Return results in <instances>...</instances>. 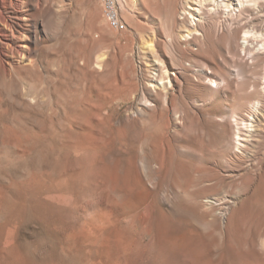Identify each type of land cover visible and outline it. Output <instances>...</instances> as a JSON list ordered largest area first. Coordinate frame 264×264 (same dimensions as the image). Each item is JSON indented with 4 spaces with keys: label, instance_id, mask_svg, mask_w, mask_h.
Returning <instances> with one entry per match:
<instances>
[{
    "label": "rangeland",
    "instance_id": "rangeland-1",
    "mask_svg": "<svg viewBox=\"0 0 264 264\" xmlns=\"http://www.w3.org/2000/svg\"><path fill=\"white\" fill-rule=\"evenodd\" d=\"M147 1L121 0L120 31L103 17L100 0L20 6L22 35L12 30L22 37L23 55L7 73L0 65V264H203L194 254L198 247L215 263L264 262V247L251 244L250 236L243 247V240L232 241L228 222L264 172V140L245 150L251 156L234 154L227 140L210 147L214 137L203 123L238 117L256 97L264 119V0L251 11L258 43L249 51L220 29L222 35L200 46L204 57L194 59L172 31L162 0ZM148 53L163 60L171 87L147 95L155 106L144 109ZM103 119L110 127L99 133ZM155 119L169 124L158 158L149 144ZM89 122L95 130L79 149L76 132ZM192 138L200 143L196 151ZM95 148L110 162L122 156L114 164L120 172L104 173ZM215 151L221 182L188 185V165L213 161ZM116 184L123 202L104 199ZM10 193L24 196L27 215L2 210ZM209 197L232 203L225 213L219 204L201 210L197 200Z\"/></svg>",
    "mask_w": 264,
    "mask_h": 264
},
{
    "label": "bare ground",
    "instance_id": "bare-ground-1",
    "mask_svg": "<svg viewBox=\"0 0 264 264\" xmlns=\"http://www.w3.org/2000/svg\"><path fill=\"white\" fill-rule=\"evenodd\" d=\"M145 1L147 0H144V2ZM262 1L263 0H162V3L160 4L161 6L164 7L166 12L169 14L170 23L172 26L171 29L173 32L176 31L175 33L177 34L180 43L182 42L184 45H186V47H189V49L187 50H185L186 48H184V51L186 52L188 56L191 55L190 57L193 58L192 55H195V57L199 55L200 56L203 55L204 51L201 49L200 46L206 43L209 39H215L216 37H218V35L223 33L221 32L219 34V31H221L222 29H225V31L228 30L230 36L232 37V40L235 41L236 43L238 42L241 52L249 51L252 46V41L258 39L253 29L251 11L254 8L253 6L257 5L256 3H260ZM100 2H102V0H100ZM120 2L121 0H118L119 19H120V7H121ZM13 3H15L16 5L14 6V9L12 6ZM25 3H26V0H15V1L14 0H0V26H1L0 31L2 32L0 33V65L3 68L5 73H7L12 68V66H14L13 65L14 57L16 55H23V48H25V44H22L23 43L21 40L22 37L20 38V35H22V32L18 30H22L24 28L23 20H25L26 16L22 12L20 6L23 4L25 6ZM11 6L13 10L12 12L10 11ZM104 7H105V3H104ZM106 19L112 25L115 26L114 22H112L109 18H106ZM119 24H120V28L121 26L123 28L121 19L119 21ZM14 28L17 29V33L20 35L17 34L18 36H15L14 31L12 30ZM120 28L118 29L116 28V31H120ZM23 36L25 37V35ZM219 38H217L216 40H218ZM255 43H258V40ZM263 45L264 44L262 43L261 46L263 47ZM194 47L195 48L197 47V48L195 50H192L194 49ZM185 52H181V53L183 54ZM160 59L161 58L159 57L157 58L154 53L149 54V59H148L150 62L149 69H148L149 78L147 77V79L145 80L144 91L141 90L142 91L141 93L142 103L141 104H142V108L144 109L155 106V104L152 103L151 100H149V97H147V95L151 97L153 96L157 97L159 96L158 91H164L166 93L167 88H168L167 86L171 87L170 86L171 81L170 79H168V75H167L168 73L165 69L166 67L165 66L163 67L164 65L162 63L163 60L161 61ZM27 63L29 64V62ZM30 63H32L31 60H30ZM96 64L98 66H101V61H98ZM203 65L204 64H202V66ZM196 68L198 67H195V70ZM198 69H201V68H198ZM262 92H264V90H262ZM258 93H261V92L258 90ZM257 98L258 97H256L255 100L249 102L247 110H245L238 117L237 115H233L229 117L230 119H205L203 121L204 125L207 128L206 129L207 132L211 133L214 137L213 142L210 144V147L214 146V148H216L219 142L227 140L228 144L232 147L231 150L234 154H245V152L248 151V150L245 151L247 148L251 150H255L259 141L264 140V119H262V115H263L262 105H261L260 100H258ZM165 99L166 98H164L162 104L165 103ZM99 106H102V105H99ZM186 120L191 121V122L199 121V119H186ZM167 121H168L167 119H155L153 121L157 124L156 125L157 127H155L156 129L153 130V132L151 133V137H149V140L151 142L149 144H150V150L152 152L151 154L155 155V158H158L159 149L161 148V145L165 140V134H164L165 126L169 125V124L165 125ZM109 122H108V125H109ZM173 122H174L173 124L177 125L180 122L183 123V119H173ZM227 124L229 125V130L227 128ZM96 126H99V128H101L99 129L97 127L99 131L101 130L100 132L97 131L99 133H101L102 131L106 133L107 132L106 128L110 127V126L107 127L106 119L105 120L103 119V122H101V124H98ZM93 128L94 127L91 122H89L87 129H84L82 126L78 127L79 130L78 132H76L77 133L76 144L78 145L79 149H81L85 145L88 137L95 130V129L93 130ZM104 133L102 135H104ZM102 140H104V138H102ZM101 143L103 144V142ZM102 144H99V145H102ZM199 144L200 143L196 138H192L191 145H190L192 151L193 150L196 151L195 149L197 147H200ZM262 146H261V151L264 154V146L263 147ZM99 148L94 149V157L98 161V166L103 170L104 173H108L110 176L113 174L119 173L120 172L119 168L114 164H118L122 156L118 158V160L113 161L111 159L112 162H110L108 159H106L103 156ZM209 149L210 148H207L208 151ZM251 150H250V154L247 153L248 156H251V152H252ZM128 153L132 157H135L134 155L135 152L134 154L133 152L130 153V151ZM216 153L217 152L215 151L214 154L211 155L212 157L211 159L213 161H210V159L205 160V161L201 160L200 162L202 164L204 163V165L200 164V167L198 168L192 163L193 161L191 162V165H188L187 173H186V181L188 185H195L197 183L207 184V182L210 183L212 181L213 182L216 181L217 183L221 182V177L217 172L219 163H218ZM246 158H249V157L246 156ZM133 164L134 163L132 162L131 166H133ZM148 166H149V163H148ZM77 173L80 175V172H77ZM103 179H104L103 177L95 178L94 182H97ZM120 180H121V177L117 176L116 183H118ZM203 189H205V191H209L207 190L209 188L206 189L205 187ZM200 191L202 190L200 189ZM111 195H113L115 199L118 200L119 202L120 201L123 202L125 199V195L122 193V191H120L117 188V184L114 185V187H112L110 193L104 194V199L106 198L108 199ZM195 197H199V195H196ZM2 198H4L2 202V210L4 212H10L12 215L23 216V215H27L28 212L31 210L23 195L15 196L10 193L9 195H5ZM197 201L196 202L201 210L212 209L215 205L217 206L219 204V205H222V207L220 208L223 210L224 213L226 212V210H228V207L232 203L230 199L229 200L225 199V201L222 200L223 202L218 203L219 202L218 199L211 198V197L206 198V201L200 200V199H198ZM220 208L218 207V209ZM206 222L209 224L208 221ZM228 222H229V229H230L229 236L231 237L232 241L236 242L237 240L238 241L243 240L242 241L243 245H241L243 247L245 244L247 245L248 237L250 236L251 244H259L260 246L264 247V172L262 173V176L259 179L254 189L253 194L247 200L243 202V204L241 205L240 208H238V210L232 213L231 218ZM244 236H247V239H245ZM262 249L264 250V248ZM197 253H200V257H201V260L203 261V264H220L221 263V262L215 263L210 257L206 256L204 247H198L194 249V254H197ZM240 256H242V254ZM234 257H236V255ZM243 257L246 258V256H243ZM234 261L235 262L230 261L229 263H226V264H237L236 259ZM173 263L174 264L176 263V259H174ZM247 263H252V262H247ZM259 264H264V262L262 261V263L260 262Z\"/></svg>",
    "mask_w": 264,
    "mask_h": 264
},
{
    "label": "built area",
    "instance_id": "built-area-1",
    "mask_svg": "<svg viewBox=\"0 0 264 264\" xmlns=\"http://www.w3.org/2000/svg\"><path fill=\"white\" fill-rule=\"evenodd\" d=\"M101 3H105V10H103V17L109 18L112 22H114L117 29L120 28L118 0H102ZM120 30H122V26Z\"/></svg>",
    "mask_w": 264,
    "mask_h": 264
}]
</instances>
